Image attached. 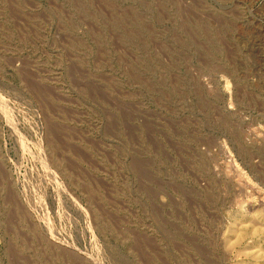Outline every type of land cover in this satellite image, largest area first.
<instances>
[{"label": "rangeland", "instance_id": "rangeland-1", "mask_svg": "<svg viewBox=\"0 0 264 264\" xmlns=\"http://www.w3.org/2000/svg\"><path fill=\"white\" fill-rule=\"evenodd\" d=\"M0 264H264V0H0Z\"/></svg>", "mask_w": 264, "mask_h": 264}]
</instances>
